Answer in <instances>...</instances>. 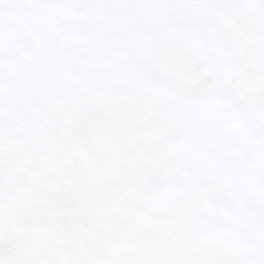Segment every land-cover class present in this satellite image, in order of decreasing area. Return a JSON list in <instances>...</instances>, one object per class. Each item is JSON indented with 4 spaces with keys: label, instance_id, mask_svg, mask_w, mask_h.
Instances as JSON below:
<instances>
[{
    "label": "snow or ice",
    "instance_id": "6c2138e0",
    "mask_svg": "<svg viewBox=\"0 0 264 264\" xmlns=\"http://www.w3.org/2000/svg\"><path fill=\"white\" fill-rule=\"evenodd\" d=\"M0 264H264V0H0Z\"/></svg>",
    "mask_w": 264,
    "mask_h": 264
}]
</instances>
